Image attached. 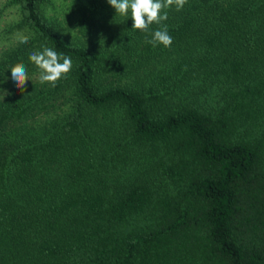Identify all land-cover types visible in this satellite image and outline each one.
<instances>
[{
    "label": "trees",
    "instance_id": "16d2710c",
    "mask_svg": "<svg viewBox=\"0 0 264 264\" xmlns=\"http://www.w3.org/2000/svg\"><path fill=\"white\" fill-rule=\"evenodd\" d=\"M45 2L6 1L0 264H264V0L170 8L169 48L103 0L69 1L68 38ZM42 46L73 61L55 86Z\"/></svg>",
    "mask_w": 264,
    "mask_h": 264
},
{
    "label": "clouds",
    "instance_id": "9594fccd",
    "mask_svg": "<svg viewBox=\"0 0 264 264\" xmlns=\"http://www.w3.org/2000/svg\"><path fill=\"white\" fill-rule=\"evenodd\" d=\"M107 2L117 14L130 15L132 29L145 33L146 43L152 47L162 45L169 48L173 38L163 22L168 19L170 8L174 7L176 11H182L188 0H107ZM153 24L159 27L152 30ZM148 36L151 38L149 39ZM29 59L40 70V83H50L52 86L61 79L67 78L73 67L71 57L47 46H42L41 51L30 53ZM10 72L15 87L24 89L29 81L26 66L23 63H17L11 67Z\"/></svg>",
    "mask_w": 264,
    "mask_h": 264
},
{
    "label": "rangeland",
    "instance_id": "374dc122",
    "mask_svg": "<svg viewBox=\"0 0 264 264\" xmlns=\"http://www.w3.org/2000/svg\"><path fill=\"white\" fill-rule=\"evenodd\" d=\"M7 0H0V52L7 50L14 44L25 41L29 38V32L24 28L15 27L19 19L18 9L15 6L7 5ZM71 0H47L43 6V13L55 20H60L65 34L72 38L80 34L77 29L80 27L79 22L70 12L67 17L69 3ZM107 4V0H103Z\"/></svg>",
    "mask_w": 264,
    "mask_h": 264
}]
</instances>
